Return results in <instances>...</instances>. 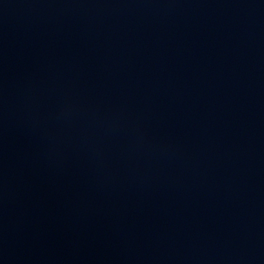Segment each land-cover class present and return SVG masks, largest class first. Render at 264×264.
Returning <instances> with one entry per match:
<instances>
[{
    "label": "water",
    "instance_id": "obj_1",
    "mask_svg": "<svg viewBox=\"0 0 264 264\" xmlns=\"http://www.w3.org/2000/svg\"><path fill=\"white\" fill-rule=\"evenodd\" d=\"M0 264H264V0H0Z\"/></svg>",
    "mask_w": 264,
    "mask_h": 264
}]
</instances>
